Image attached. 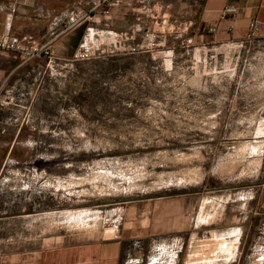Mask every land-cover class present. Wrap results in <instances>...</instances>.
Here are the masks:
<instances>
[{"label":"rangeland","instance_id":"1","mask_svg":"<svg viewBox=\"0 0 264 264\" xmlns=\"http://www.w3.org/2000/svg\"><path fill=\"white\" fill-rule=\"evenodd\" d=\"M205 2L121 0L88 60L23 67L0 248L128 237L122 264H264V39L201 37Z\"/></svg>","mask_w":264,"mask_h":264},{"label":"crops","instance_id":"2","mask_svg":"<svg viewBox=\"0 0 264 264\" xmlns=\"http://www.w3.org/2000/svg\"><path fill=\"white\" fill-rule=\"evenodd\" d=\"M120 2L108 0L94 10L92 0H0V36L49 45L56 58L69 59L96 24L120 17ZM76 16L83 17V21L70 25ZM251 23H256V36L264 39V0H206L200 36L209 35L217 42L243 41L250 35ZM211 28H216V33L211 34ZM32 62L24 64L14 53L0 56V112L14 100L12 81ZM260 208L264 212V185ZM127 238L70 245L53 243L31 250L0 248V264H122Z\"/></svg>","mask_w":264,"mask_h":264},{"label":"built area","instance_id":"3","mask_svg":"<svg viewBox=\"0 0 264 264\" xmlns=\"http://www.w3.org/2000/svg\"><path fill=\"white\" fill-rule=\"evenodd\" d=\"M108 0H92L93 8L99 9L104 6ZM83 17L76 16L71 19V24H78L83 21ZM216 28H211L209 32L211 34L216 33ZM257 27L256 23L250 24V34L256 35ZM6 53H14L18 58L24 63H29L37 59H48L51 60L54 57L52 48L49 45H35L27 44L19 41L16 38L8 37L7 35L0 36V56ZM91 57L90 47L87 41L83 42L75 53L74 58L78 61L88 60ZM0 107H3V104H0ZM7 133V127L3 124H0V135Z\"/></svg>","mask_w":264,"mask_h":264}]
</instances>
